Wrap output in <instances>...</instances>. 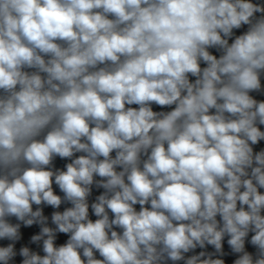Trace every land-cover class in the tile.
<instances>
[{"label":"clouds","instance_id":"obj_1","mask_svg":"<svg viewBox=\"0 0 264 264\" xmlns=\"http://www.w3.org/2000/svg\"><path fill=\"white\" fill-rule=\"evenodd\" d=\"M0 264H264V0H0Z\"/></svg>","mask_w":264,"mask_h":264}]
</instances>
